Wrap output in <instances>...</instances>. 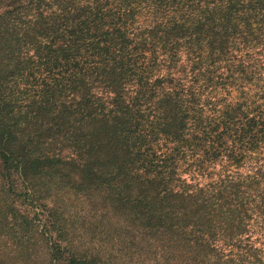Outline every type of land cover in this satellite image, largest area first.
I'll list each match as a JSON object with an SVG mask.
<instances>
[{
	"label": "trees",
	"instance_id": "16d2710c",
	"mask_svg": "<svg viewBox=\"0 0 264 264\" xmlns=\"http://www.w3.org/2000/svg\"><path fill=\"white\" fill-rule=\"evenodd\" d=\"M0 115V264H128L176 218L264 264V0H0Z\"/></svg>",
	"mask_w": 264,
	"mask_h": 264
},
{
	"label": "rangeland",
	"instance_id": "374dc122",
	"mask_svg": "<svg viewBox=\"0 0 264 264\" xmlns=\"http://www.w3.org/2000/svg\"><path fill=\"white\" fill-rule=\"evenodd\" d=\"M63 194L64 196H61V199L58 200L57 206L59 208H57V212L62 219H67V221L73 220L75 222V225L72 226V232L70 234L75 236L76 240L81 241L85 246L94 245L96 243V238L100 235L97 233L98 229L96 230L95 226L91 225L90 218L92 211L88 212L86 215L85 210H79L80 204H82V208L85 206V202L84 204L81 203L84 198L80 194L74 195L67 190ZM109 208L107 209L108 211L102 212L101 215H104V218H109L111 222L115 223L116 218H110L112 213L109 211ZM79 214L84 216L86 215V219H88V221L85 222L81 228L78 227L80 221H78V219L76 220V216ZM96 214V217L99 218L100 210H98ZM172 223H175L174 227L171 229H166L165 232L161 233L160 235H144L141 240L137 239L135 245H133L132 242H128L130 248H127V251L135 252V254L127 258V261L129 262L127 263L138 264L143 262V264H226L224 262H220V260L206 258V256H203L202 252L197 249L193 242L184 240L185 237L189 238V233L191 231H193V236H197L199 232L206 234L207 225H202L201 227L193 230L192 223H188L186 227H182L184 222L181 218L171 220L168 224ZM186 228L188 230L187 235L185 236L182 231H184ZM99 230L101 229L99 228ZM170 234H176L177 237H171ZM127 251L123 252L127 253ZM158 256L162 259L160 262L152 259Z\"/></svg>",
	"mask_w": 264,
	"mask_h": 264
}]
</instances>
